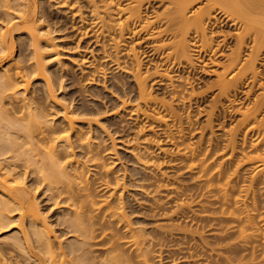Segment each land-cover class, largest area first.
Returning a JSON list of instances; mask_svg holds the SVG:
<instances>
[{"label":"bare ground","instance_id":"bare-ground-1","mask_svg":"<svg viewBox=\"0 0 264 264\" xmlns=\"http://www.w3.org/2000/svg\"><path fill=\"white\" fill-rule=\"evenodd\" d=\"M262 62L264 0H0V264H264Z\"/></svg>","mask_w":264,"mask_h":264},{"label":"rangeland","instance_id":"rangeland-1","mask_svg":"<svg viewBox=\"0 0 264 264\" xmlns=\"http://www.w3.org/2000/svg\"><path fill=\"white\" fill-rule=\"evenodd\" d=\"M52 13H53V15H54V17H56V18H60L59 20H61V24L63 23V25H67V30H65V31H69V33H71V34H76V38H75V36H74V39H73V36H70L71 38H70V40H69V38L67 39L68 40V43H74V42H76L75 41V39L77 40V36L78 35H80V32H82L83 30H80L79 29V31H75V30H71V29H73V24H75L77 21L75 20V19H73L72 17H71V15L70 14H68L67 15V13L66 12H64V11H54V9L51 11ZM63 14V15H62ZM56 15H58V16H56ZM61 15V16H60ZM55 18V20H58V19H56ZM73 23H72V22ZM71 24V25H70ZM79 24H77V26H78ZM216 25V24H215ZM70 26V27H69ZM216 26H219V25H216ZM76 27V26H75ZM71 31H70V30ZM78 34V35H77ZM17 39V38H16ZM73 39V42H71V40ZM82 40L80 41L81 43H83V45H85L86 43L84 42V41H86V39L85 38H81ZM84 39V40H83ZM66 40V41H67ZM70 41V42H69ZM17 42H18V40H17ZM89 45H91V43H88V46ZM87 46V45H86ZM93 47V46H92ZM224 48V47H223ZM96 52V51H95ZM195 56V66H194V68H188L187 70H185V74H189V76L191 77V79L194 81L193 83L194 84H196L195 86L196 87H198V89L200 90H206L207 89V86L208 85H210L211 83H210V81H212L213 80V78L215 77V71L216 70H219L220 68H219V66H217V65H207L208 67H204V68H201L199 65H200V56L199 55H194ZM216 58H218V60H220V61H222V59H221V57L220 56H217ZM68 61V62H67ZM65 62L68 64L69 63V58L68 59H66L65 60ZM263 63V62H262ZM261 63V69L263 68L262 66L264 65V63L262 64ZM68 66H69V64H68ZM264 69V68H263ZM188 71V72H187ZM187 72V73H186ZM74 74V73H73ZM75 76H77V75H75L74 74V77ZM261 77H263L264 78V70H262L261 71V75H260ZM75 78H77V77H75ZM262 79V78H261ZM99 87V86H98ZM98 87H96V89L98 88ZM245 90H244V89ZM98 90L99 91H101V89H100V87L98 88ZM102 90H103V88H102ZM241 90V91H240ZM244 90V91H243ZM207 91H209V89L207 90ZM207 91H205V92H207ZM246 91V87L243 85L239 90H238V92H237V98H239V97H244V95H245V92ZM102 92H104V91H102ZM203 93L204 95H203V97L205 98H203V100L202 101H205V103L203 102V103H201V105L200 106H198V108H196V106L195 107H193V109L192 110H194V111H196V109H197V111H196V114L198 113V110L200 109H203L204 107H205V105H206V101L208 100H210L211 98V91H209V92H207V94L206 93ZM59 93V92H58ZM107 93V92H106ZM253 94H251V96H252ZM242 97V98H243ZM245 100V99H244ZM208 103V102H207ZM193 114H195V113H193ZM196 114H195V117H196ZM233 117H231V118H229V114H228V117H227V119H228V122H230V121H232L234 118H236L237 117V114H235V115H232ZM235 116V117H234ZM198 117V118H197ZM197 117L195 118V121L196 122H198V124L200 123V122H202L203 121V115L202 114H200V113H198L197 114ZM201 124V123H200ZM119 149H120V153L121 152H124L125 153V151H124V149H122V147H119ZM123 154V153H122ZM123 160H124V162H125V158H123ZM122 160V161H123ZM126 164H127V161L125 162ZM128 164H129V161H128ZM127 164V165H128ZM130 165V164H129ZM31 177V179H32V176H30ZM30 177H28V181H29V179H30ZM31 182V181H30ZM29 182V183H30ZM41 189V188H40ZM42 193H40V191H38L37 192V195H38V198H39V201H41V206H43V208H46L47 209V206L49 205V203L50 202H47V200H46V196H42L41 195ZM48 210V209H47ZM48 214H49V216H53L54 214H51L50 212H48ZM56 216V215H55ZM50 220H52L53 222H54V224L56 223V218L53 216V217H51L50 218ZM12 227V226H11ZM62 226H57V225H55V228H61ZM9 228V229H8ZM3 230V231H2ZM1 230V232H0V237H3V236H5V234L6 235H8V234H10V233H12L13 231H15L16 230V228L15 227H12V228H10V227H7V228H3ZM8 231V232H7ZM16 232V231H15ZM59 232V231H58ZM64 237H68V235H66V236H64Z\"/></svg>","mask_w":264,"mask_h":264}]
</instances>
